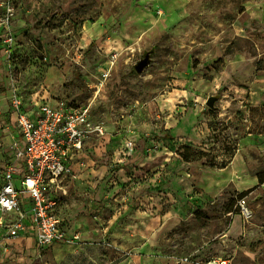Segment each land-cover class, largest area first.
Listing matches in <instances>:
<instances>
[{
    "label": "rangeland",
    "instance_id": "374dc122",
    "mask_svg": "<svg viewBox=\"0 0 264 264\" xmlns=\"http://www.w3.org/2000/svg\"><path fill=\"white\" fill-rule=\"evenodd\" d=\"M13 3L0 177L14 93L27 108L72 99L103 132L87 139L86 173L60 206L80 236L47 248L15 239L0 264H264V0Z\"/></svg>",
    "mask_w": 264,
    "mask_h": 264
},
{
    "label": "built area",
    "instance_id": "2783aa9c",
    "mask_svg": "<svg viewBox=\"0 0 264 264\" xmlns=\"http://www.w3.org/2000/svg\"><path fill=\"white\" fill-rule=\"evenodd\" d=\"M13 0H0V52L9 61L14 53ZM14 119L9 148L12 153L0 179V247L31 236L40 248L69 242L60 217L64 184L76 178L74 162L84 152L87 139L103 130L95 126L87 106L65 98L27 108L21 94L10 97ZM240 206L246 217L251 210L246 199ZM7 216V217H6ZM199 264V263H196ZM218 264H229L221 259Z\"/></svg>",
    "mask_w": 264,
    "mask_h": 264
},
{
    "label": "crops",
    "instance_id": "0c3cea01",
    "mask_svg": "<svg viewBox=\"0 0 264 264\" xmlns=\"http://www.w3.org/2000/svg\"><path fill=\"white\" fill-rule=\"evenodd\" d=\"M7 111H9V103H8V109H7ZM10 140H11V136L9 137V142H10ZM86 145H87V142H86ZM86 145H85V147H86ZM85 150H86V148H85ZM84 150V152L76 159V161L74 162V165H73V167H74V171H75V173L77 174V177L76 178H72V179H70V180H68L65 184H64V195H68L69 194V192H70V190H71V187H75L76 185H77V183H79V181H80V179L82 178V175H84V173H86L85 171L87 170L86 168H87V161H86V151ZM10 161V160H9ZM86 169V170H85ZM2 177V176H1ZM1 177H0V179H1ZM92 192V194H90ZM88 194H90V198H91V200H92V202H91V205H92V209L94 210V215H95V217L97 218V219H99L100 217H101V215H102V213H103V211H104V208H105V203H104V201H100V200H98V201H93V198H94V195H93V193H95V189H94V187H91L90 188V190H88V192H87ZM64 195H63V198H62V200L64 199ZM61 203H62V201H61ZM0 218H2V217H4V214L0 211ZM115 216V215H114ZM99 217V218H98ZM115 220H116V217H113V219L111 220V225L110 226H107V227H105V229L107 230V231H109L110 230V227H113L114 226V224H115ZM108 222H109V220H108ZM114 223V224H113ZM101 224H103V226H105V224L107 225V219L104 217V219L102 220V222H101ZM100 228V227H99ZM67 231V233L69 234V235H73L74 233L72 232H70L69 230H66ZM0 232H1V229H0ZM31 239V240H33L34 241V243H35V240L31 237V236H25V237H21L20 239Z\"/></svg>",
    "mask_w": 264,
    "mask_h": 264
},
{
    "label": "water",
    "instance_id": "95a60500",
    "mask_svg": "<svg viewBox=\"0 0 264 264\" xmlns=\"http://www.w3.org/2000/svg\"><path fill=\"white\" fill-rule=\"evenodd\" d=\"M150 63H151V54L146 53L145 56L136 65V70L139 73H142L150 65ZM215 101H216V97H210V99L208 100V105L213 108Z\"/></svg>",
    "mask_w": 264,
    "mask_h": 264
},
{
    "label": "trees",
    "instance_id": "16d2710c",
    "mask_svg": "<svg viewBox=\"0 0 264 264\" xmlns=\"http://www.w3.org/2000/svg\"><path fill=\"white\" fill-rule=\"evenodd\" d=\"M184 159L187 161H191L192 160V153L190 151V155H187L186 153H183ZM260 183H264V178L260 177Z\"/></svg>",
    "mask_w": 264,
    "mask_h": 264
},
{
    "label": "bare ground",
    "instance_id": "6f19581e",
    "mask_svg": "<svg viewBox=\"0 0 264 264\" xmlns=\"http://www.w3.org/2000/svg\"><path fill=\"white\" fill-rule=\"evenodd\" d=\"M248 222H249V220H248Z\"/></svg>",
    "mask_w": 264,
    "mask_h": 264
}]
</instances>
